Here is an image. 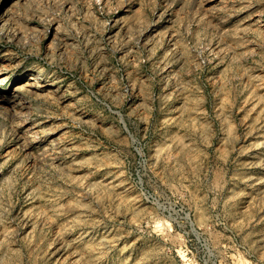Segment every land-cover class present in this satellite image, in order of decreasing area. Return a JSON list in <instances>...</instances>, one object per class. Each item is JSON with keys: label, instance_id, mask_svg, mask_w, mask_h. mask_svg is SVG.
I'll return each mask as SVG.
<instances>
[{"label": "rangeland", "instance_id": "rangeland-1", "mask_svg": "<svg viewBox=\"0 0 264 264\" xmlns=\"http://www.w3.org/2000/svg\"><path fill=\"white\" fill-rule=\"evenodd\" d=\"M0 264H264V0H0Z\"/></svg>", "mask_w": 264, "mask_h": 264}]
</instances>
